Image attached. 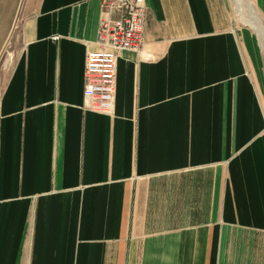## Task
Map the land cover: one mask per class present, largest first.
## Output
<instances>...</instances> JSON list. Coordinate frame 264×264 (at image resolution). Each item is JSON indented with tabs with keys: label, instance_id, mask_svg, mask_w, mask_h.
I'll use <instances>...</instances> for the list:
<instances>
[{
	"label": "crops",
	"instance_id": "1",
	"mask_svg": "<svg viewBox=\"0 0 264 264\" xmlns=\"http://www.w3.org/2000/svg\"><path fill=\"white\" fill-rule=\"evenodd\" d=\"M145 4L111 112L84 94L102 0L25 21L0 97V264H264L260 34L227 0Z\"/></svg>",
	"mask_w": 264,
	"mask_h": 264
},
{
	"label": "built area",
	"instance_id": "2",
	"mask_svg": "<svg viewBox=\"0 0 264 264\" xmlns=\"http://www.w3.org/2000/svg\"><path fill=\"white\" fill-rule=\"evenodd\" d=\"M98 49L86 54L84 94L92 109L111 112L117 90V67L124 50L140 51L146 24L145 0H102Z\"/></svg>",
	"mask_w": 264,
	"mask_h": 264
},
{
	"label": "rangeland",
	"instance_id": "3",
	"mask_svg": "<svg viewBox=\"0 0 264 264\" xmlns=\"http://www.w3.org/2000/svg\"><path fill=\"white\" fill-rule=\"evenodd\" d=\"M227 1L229 2V25L233 26L235 30L248 26L258 36L257 30L252 24L245 21L257 13L252 0H247L248 6L243 4L240 10L234 0ZM237 1H239L238 4H242L241 0ZM38 2L39 0H0V97L12 64L25 45L24 23L35 13ZM262 23L264 25V19H262Z\"/></svg>",
	"mask_w": 264,
	"mask_h": 264
},
{
	"label": "bare ground",
	"instance_id": "4",
	"mask_svg": "<svg viewBox=\"0 0 264 264\" xmlns=\"http://www.w3.org/2000/svg\"><path fill=\"white\" fill-rule=\"evenodd\" d=\"M242 1L245 3V5H247V0L246 1L245 0H242ZM248 20L251 22V24L259 32L260 37H261V43H262V46H263V49H264V25L262 23L261 18L259 17V15L257 13H254V15L251 18H248Z\"/></svg>",
	"mask_w": 264,
	"mask_h": 264
}]
</instances>
